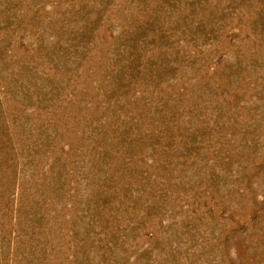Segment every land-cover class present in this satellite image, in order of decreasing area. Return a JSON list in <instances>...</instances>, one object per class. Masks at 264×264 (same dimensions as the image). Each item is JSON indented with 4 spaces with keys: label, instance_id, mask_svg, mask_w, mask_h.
I'll return each mask as SVG.
<instances>
[{
    "label": "rangeland",
    "instance_id": "rangeland-1",
    "mask_svg": "<svg viewBox=\"0 0 264 264\" xmlns=\"http://www.w3.org/2000/svg\"><path fill=\"white\" fill-rule=\"evenodd\" d=\"M0 264H264V0H0Z\"/></svg>",
    "mask_w": 264,
    "mask_h": 264
}]
</instances>
